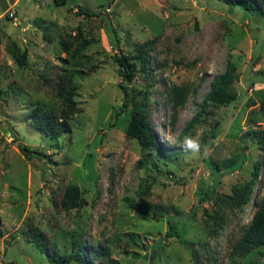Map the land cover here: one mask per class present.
Returning <instances> with one entry per match:
<instances>
[{
    "label": "rangeland",
    "instance_id": "obj_1",
    "mask_svg": "<svg viewBox=\"0 0 264 264\" xmlns=\"http://www.w3.org/2000/svg\"><path fill=\"white\" fill-rule=\"evenodd\" d=\"M246 1L0 0V264H53L48 255L79 249L90 264H264L262 249L232 253L264 204V5ZM116 55L136 63L132 80ZM228 62L236 99L184 131ZM71 73L78 112L69 133L51 137L29 115L37 105L61 113ZM145 103L160 147L149 152L125 133ZM19 143L46 156L29 158ZM258 160L250 203L234 204ZM70 185L87 204L67 208Z\"/></svg>",
    "mask_w": 264,
    "mask_h": 264
},
{
    "label": "trees",
    "instance_id": "obj_2",
    "mask_svg": "<svg viewBox=\"0 0 264 264\" xmlns=\"http://www.w3.org/2000/svg\"><path fill=\"white\" fill-rule=\"evenodd\" d=\"M66 0H56L57 4H64ZM261 4L264 5V0H260ZM244 8L246 10H251L256 8L257 4L247 0L244 3ZM79 12L87 16H93L97 13L84 8L83 6L78 7ZM116 33L114 32V35ZM117 36V35H116ZM154 40H148L143 45H141L138 51L137 58L142 62V65L146 66L149 62V56H147L148 48H151ZM116 45H118V39L116 40ZM12 54L15 60L21 64L25 65L28 62V51L22 50L15 43L12 45ZM75 53L78 52V48L75 49ZM116 61L121 67V75L125 80H132L135 75L137 65L135 62L131 61L128 55H116ZM236 65L233 62H228L226 70L216 76L212 83L211 88L206 93L204 101L201 104L200 109L196 112L191 123L187 125L184 131L191 129L195 123L201 121L203 113L206 112L207 107L210 105H227L232 103L236 99V93L231 89L232 84L235 80ZM122 89L126 92V86L121 85ZM62 96V110L61 113H56L52 110L47 109L42 105L35 106L29 115L30 122L37 127L42 133L49 135L51 137H61L65 133L71 131L70 118L78 112V105L76 101L77 96V85L74 81L73 73L70 74L69 78L65 80L64 87L60 88ZM174 99H178L182 91L179 87H174ZM261 97L264 94L259 92ZM128 138L136 139L142 146L144 151H152L154 149H160L159 142L157 139V134L152 120L149 117L148 103L144 105H136L131 110V118L128 121V125L125 131ZM19 148L22 152L29 158L38 156H46L45 152L32 149L30 146L19 143ZM173 154L172 151L168 153H160L158 157L162 160L167 161L170 155ZM139 164H145L144 161H140ZM240 164V163H239ZM237 164L236 166H239ZM260 160L256 161L254 164V170L252 172V177L249 183L241 186H236L234 188V194L232 200L234 204L239 206H244L251 201V196L256 182L259 179L261 171ZM220 165H217V168ZM148 188V187H147ZM64 202L67 204V208L71 207H81L87 204V200L83 197L81 189L76 185H70L67 188ZM170 228L172 232H176L175 225L173 221L170 220ZM170 231V232H171ZM81 247V246H80ZM262 249L264 252V204H262L259 209L255 212L252 221L249 226H247L241 235V237L234 244L232 253L235 256L243 257L249 254L254 249ZM49 254V253H48ZM104 253L99 249H96L95 253L91 254L92 260L97 262L102 259ZM50 260L53 264H62L69 262L71 259H76L78 264H90L82 252V249L76 250L71 254H65L62 256H53Z\"/></svg>",
    "mask_w": 264,
    "mask_h": 264
}]
</instances>
